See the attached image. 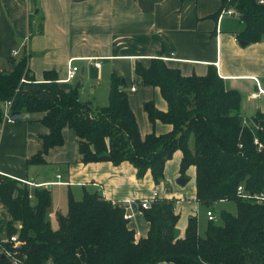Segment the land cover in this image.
I'll use <instances>...</instances> for the list:
<instances>
[{
    "label": "trees",
    "instance_id": "trees-1",
    "mask_svg": "<svg viewBox=\"0 0 264 264\" xmlns=\"http://www.w3.org/2000/svg\"><path fill=\"white\" fill-rule=\"evenodd\" d=\"M220 1V13L232 8L239 15L244 26L240 40L264 41V4ZM13 63V72H0V125L3 105L10 101L12 114L43 113L40 122L47 129L40 136L41 150L28 165L45 164L50 150L64 144L67 127L76 134L83 163L128 162L137 178L150 172L156 184L164 180L166 162L181 151L180 175L195 167L200 206L210 210L231 201L237 210L235 215L224 212L223 224L209 221L204 236L193 217L180 238L173 200L158 198L149 209L139 206L150 227L146 237L138 238L123 204L85 192L78 200L69 195L68 212L57 214L59 227L54 230L47 218L51 190H31L0 174V240L18 235L22 245L15 250L21 264H264V204L237 196L239 185L248 192H264V113L244 118L240 92L228 89L214 66L204 76H184L163 58L152 59L148 66L137 61L135 74L145 86L158 89L168 106L162 112L149 103L150 122L172 127L165 134L142 136L122 77L112 76L109 105L95 110L80 100L79 84L62 87L53 71L37 82L27 56ZM7 247L12 249V243ZM0 264L11 262L0 256Z\"/></svg>",
    "mask_w": 264,
    "mask_h": 264
},
{
    "label": "crops",
    "instance_id": "crops-1",
    "mask_svg": "<svg viewBox=\"0 0 264 264\" xmlns=\"http://www.w3.org/2000/svg\"><path fill=\"white\" fill-rule=\"evenodd\" d=\"M221 6L220 0H0V72H13V60L27 56L37 82H44L48 71L55 72L65 88L77 80L80 86L81 80L87 84L92 77L98 83L109 77L112 80L113 75L122 77L140 132L146 136L152 132L165 134L172 127L161 121L155 125L150 122L149 103L162 112L168 106L158 89L145 86L135 74L136 62L148 66L152 59L163 58L184 76H204L209 66H214L226 87L240 92L243 116L251 118L264 113V41L242 46L239 34L244 26L240 18V24L224 21L226 16L239 15H221ZM70 61L79 72L73 81L65 82ZM88 87L95 93L96 85ZM42 117L43 113H33L0 125V172L49 188L50 215L59 212L54 208L59 203L58 195L63 193L78 200L85 192H98L126 207L128 201L139 203L157 192L160 198L179 200V221L183 198L193 197V206L201 207L196 201L194 166L183 177L188 178L186 184L174 185L181 177V151L166 162L163 184H170L167 189L157 187L150 172L137 178L136 169L128 162L83 163L76 134L68 127L63 130L64 144L50 150L45 164L28 165L27 160L42 148L40 136L47 132L40 122ZM133 214L129 227L138 238L146 237L150 225L139 204ZM195 217L198 220V215ZM192 218L185 224L184 234L177 233L180 238L185 236Z\"/></svg>",
    "mask_w": 264,
    "mask_h": 264
},
{
    "label": "rangeland",
    "instance_id": "rangeland-1",
    "mask_svg": "<svg viewBox=\"0 0 264 264\" xmlns=\"http://www.w3.org/2000/svg\"><path fill=\"white\" fill-rule=\"evenodd\" d=\"M224 21L227 23V24H240V20H239V17L237 15H234V16H226ZM230 27V26H229ZM237 33L239 32L236 31ZM241 33V32H240ZM104 70H105V73L108 71V67H104ZM103 72V74H105ZM87 77L88 75L85 76V81L87 80ZM79 79V78H78ZM84 79V78H82ZM109 79V80H108ZM106 81V78L104 79V81H100L99 83L97 82V79L96 78H93L90 79V81L86 84V82H83V80H81V78L79 80L82 81V85L80 86V99L83 101V102H86V103H90L91 105H93L94 109H98V108H102V107H106L109 105V93H110V88H109V85H110V80L111 78L109 77ZM94 80H96V82H94ZM78 81V80H77ZM75 81L73 83V86L75 84H77ZM94 82V83H93ZM136 84V87L139 88V82L135 83ZM91 87L93 85H96V88H95V93H91L90 92V86ZM84 86L86 87V89H84ZM37 88V87H36ZM108 89V90H107ZM93 90V89H92ZM84 91L86 92L85 95L83 94ZM164 180L161 181L160 183L156 184L157 187H159L160 185H162V189H167V188H170V184L166 183V184H163ZM175 186H177L178 182L177 180H175L174 182ZM191 185H188L187 188H189ZM166 192H168V190H166ZM68 193H63L62 194H59L58 197H57V201H59V203L57 204V206L54 208L55 210H58L59 212L58 213H61L63 215H66L67 212H68ZM79 197V196H77ZM179 198V197H177ZM81 199V198H80ZM173 202H174V206L175 208L178 206V202L179 200L178 199H173ZM193 197L192 199L190 198H183L182 199V203L183 205H181V208H180V214H181V219L179 221V224H178V227H177V233L179 235H183L184 234V230H185V224L188 222V219L190 217H195L196 215H198V228H199V233L200 235L204 236V233H205V230L207 228V225H208V220H207V215L205 216V212H206V208H202L199 206H197L196 204L193 206ZM185 203V204H184ZM188 204H192L190 207ZM185 209V210H183ZM213 209H214V212H215V216H216V220H215V223L216 224H223V213L224 212H229L231 214H236L237 213V210H236V205L234 202H231V201H227V202H220V203H216L214 206H213ZM57 213V214H58ZM48 220L52 226V228L55 230V229H58L59 225H58V218H57V215L56 213L53 214V215H48Z\"/></svg>",
    "mask_w": 264,
    "mask_h": 264
},
{
    "label": "built area",
    "instance_id": "built-area-1",
    "mask_svg": "<svg viewBox=\"0 0 264 264\" xmlns=\"http://www.w3.org/2000/svg\"><path fill=\"white\" fill-rule=\"evenodd\" d=\"M259 3L264 4V0H259ZM224 14H229V15H233V14H237L232 8H228V9H224L221 13V15ZM14 54H17L16 52H14ZM96 66L98 68L101 67V63H97ZM79 72V67L73 64V61H70L68 64V68H67V76L66 79L64 80L65 82H70L73 81L77 74ZM22 82H25V80H22ZM132 90H135V87H132ZM11 105L12 103L10 101L6 102L3 105V118H4V122H8V121H12V113H11ZM3 122V123H4ZM255 141L257 142V139H255ZM0 174H2L0 172ZM4 175V174H2ZM23 184H26L28 186H33L35 188L39 187L38 185L36 186L34 183L28 182L26 180H20ZM237 196L238 197H242L245 200H249L253 203H257V204H264V192L261 193H252V192H248L245 190L243 185H239L237 188ZM30 198H34V196L32 194H30ZM160 198L159 194L157 192H154L153 194V198L151 199H145L139 202V206L141 208L144 209H149L152 205V203L156 200ZM136 204V202H132V201H128L126 202V215L125 217L129 220L132 219V217L134 216L133 214V207L132 204ZM4 212V207L3 205L0 203V216L2 215V213ZM208 220L209 221H214L216 220V216L214 214V212L212 210H208L206 213ZM18 227H20V223L17 224ZM12 243L13 247L12 249H8L7 244ZM22 242L19 240L18 235H13V236H4L1 240H0V256L2 257H7L10 259L11 264H21L22 260L18 257V252L15 250L16 248L21 247ZM46 264H50V263H46Z\"/></svg>",
    "mask_w": 264,
    "mask_h": 264
},
{
    "label": "water",
    "instance_id": "water-1",
    "mask_svg": "<svg viewBox=\"0 0 264 264\" xmlns=\"http://www.w3.org/2000/svg\"><path fill=\"white\" fill-rule=\"evenodd\" d=\"M240 44L242 46H246L248 45V42L246 41H243V40H240ZM122 83L124 84L125 83V80L123 79L122 80ZM29 117V114H20V113H13L12 114V120L13 121H17V120H21L23 118H28ZM178 184L180 185H184L188 182V178H183V177H180L178 180H177ZM132 207L135 208L136 210V204H132Z\"/></svg>",
    "mask_w": 264,
    "mask_h": 264
}]
</instances>
